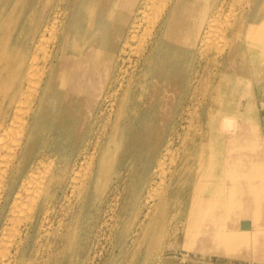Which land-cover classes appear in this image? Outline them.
I'll return each mask as SVG.
<instances>
[{
	"label": "bare ground",
	"instance_id": "6f19581e",
	"mask_svg": "<svg viewBox=\"0 0 264 264\" xmlns=\"http://www.w3.org/2000/svg\"><path fill=\"white\" fill-rule=\"evenodd\" d=\"M26 1L0 0V264L35 263L36 260L26 257L34 249L29 241L44 229L56 207L73 200L84 205L107 160L105 150L96 159L98 141L121 140L123 134H116L121 122L128 117V120L138 119L140 109L148 112V71L156 83L165 86L174 71L180 76L179 44L174 48L162 49L161 46L172 21L177 25L191 23V29L182 36V49L196 60L198 67L203 60L213 59L219 64L220 80L210 86L207 127L201 140L193 141L195 152L188 153L185 149L179 161L170 167L168 178L165 173L168 159L173 157V139L161 141L148 152L144 185L147 193L144 199L141 195L137 198L136 215L146 205L144 214L148 217L149 233L146 228L143 237L152 244V250L159 241L161 226L168 219L166 209L174 201L187 206L183 221L185 239L217 248L242 244L245 237L230 242L223 238L229 233L231 236L237 232L245 234L242 222L248 208H258L263 200L264 149L261 146L264 141L250 133L253 129L258 132V126L246 113L259 100L261 103L264 96V0H247L227 28L220 24L226 0H202L201 3L196 0H132L122 20L125 24L118 26L108 42L99 28H93L91 21L82 33L72 21L66 25L58 14L56 0H32L28 8V30L22 32L21 28L15 32ZM86 34L99 41L83 51L79 40ZM48 35L54 37L52 42ZM106 46L109 51L102 69L96 59H103ZM72 49L78 53H73ZM132 53L137 55L134 59L130 56ZM86 62L93 63L97 73V77H86L90 82L89 95L94 100L87 107L91 120L81 133L71 130L65 134L57 127L53 131L50 123L59 111L78 107L73 104V98L68 99L69 104L62 103L60 98L82 88L83 74L79 68L84 65L87 69ZM197 66L195 73L199 71ZM138 86L140 91L136 93ZM244 88L250 95L247 101L236 97ZM214 90L216 95L212 94ZM99 119L112 120L109 135L93 127ZM145 127L148 130V123ZM65 135L70 140L81 141L70 152L63 153L58 149L57 140ZM173 218L174 215L170 217ZM72 232L66 227L61 238L71 240ZM218 235L221 238H217ZM263 235L255 237L251 244ZM168 245L169 242L161 248L160 257Z\"/></svg>",
	"mask_w": 264,
	"mask_h": 264
},
{
	"label": "rangeland",
	"instance_id": "374dc122",
	"mask_svg": "<svg viewBox=\"0 0 264 264\" xmlns=\"http://www.w3.org/2000/svg\"><path fill=\"white\" fill-rule=\"evenodd\" d=\"M56 1L60 9L58 14L62 16L61 18L64 19L63 21H65L66 25L72 21L73 24H75V28H79L82 33L88 21H91L94 29L99 28L102 35L105 34L106 42L112 40L119 25L125 24L122 23V20L126 18L129 12V2H132V0H94V2L97 3H94L92 0ZM196 1L199 3L202 2V0ZM240 1L242 2L240 3ZM232 2L233 0H226L224 4L221 17L225 25L222 24L223 21L221 20V27L225 28L226 26L227 28L231 25V22L235 19L233 16L236 17V15L240 13L243 5L247 3V0H234V3ZM230 3L233 4L234 7L231 6L232 8H229V5H231ZM31 4L32 0L26 1L24 11L18 17L15 32H19L21 28H23L22 32L28 30L30 20L28 8ZM240 4L242 6H240ZM38 9L36 10V20L39 16ZM230 9H232L231 12L228 11ZM111 10L113 15L111 14ZM228 12L229 14L225 17H227L226 20L229 23L226 24L227 22L224 15ZM176 23L175 21H172V23L170 22L169 27L171 26V28L168 30V33L164 35L161 46L162 49L166 47L174 48L179 44V49L176 48L178 50L180 62V76L178 77L175 75L176 71H174V74H172L168 82H166L167 86H165L162 83H156L153 78L154 76H152L153 74L150 70L148 71V112L144 111V109H140L138 119H140V117L143 119L138 120L135 118L133 120H128V117L125 121L121 122V128H119V130H117L118 133H116L117 135L120 133L123 134L121 140L111 138L109 140L98 141L96 159L100 158L105 150V154H107L105 169L101 173L100 178L93 183L95 186H92L90 189L83 206L74 200L69 203L64 202L58 205L51 220L43 227L47 231L42 229L35 238L30 239L29 244L33 245L34 249L32 252L27 253L26 257L34 261L36 260L33 264H37V260L38 264H41V262L42 264H264V235L260 240H256L254 244H251L255 237L264 234V194L263 200L258 208H248L247 210V216L245 218V221L248 222L245 226L246 233L240 235V233L237 232V235L233 234V236L229 233L228 237L223 238L230 242L238 237H245L242 244L231 243L228 245V248L220 246L218 249L215 246L207 244H195L192 239H185L183 236V221L187 206L185 204L182 206L180 201H174L171 203L170 207L166 209L165 213L168 219L164 226H161V231H159L161 233L158 235L159 241H157L154 250H152V244H149L148 239L145 240L143 237L146 228L149 233L148 217L144 214V211L147 210L146 205L144 207L142 206L139 215H136V213L139 207L137 198L141 195V198L144 199L143 197L147 193V189L144 188V185L147 177L145 168L148 164V152L161 141L173 139L172 158H175L168 159L166 166L167 171L165 173L167 178L170 176L169 173L172 171L174 164L179 161L185 149L188 153L191 152L193 154L196 150L194 142L196 140H201L207 127L206 105L210 100V86L216 84L218 82L217 80H220L219 74H217L219 64H216L213 59H209V62L203 60L202 64L198 67L196 60L192 57H188L186 52L182 49V36L191 29L189 25L191 23H180L179 25ZM172 25L174 26L172 27ZM172 30H174V35H172ZM48 36L50 39H47L52 42L54 37ZM98 41L97 37L92 38L91 34H86L84 37L80 38L79 43L82 50L85 51L91 44H96ZM133 44L135 45L137 42H133ZM104 48L103 56H101L103 59H96V61L98 60L97 64L100 68L102 67V69L104 68V61L107 59L106 53L109 51L107 46ZM72 50L73 53H78L76 50ZM130 56L134 59L137 55L136 53H132ZM126 63L131 65L129 60H127ZM86 64L87 69L84 65L79 68V72L83 74V79L80 82V87L82 88L78 91L74 90L69 95H64L60 98L62 103L67 102L68 104V99L70 100L73 98V104H76L78 107L76 110L75 107L73 109L69 107L67 110L59 111L52 120V123H50L53 131L56 130L57 127L58 130L65 134H68L71 130L75 133H81L84 126L89 124L91 120L87 107H89V104H93L94 100L89 95L90 82L86 77L87 75L97 77V73L93 70V63L86 62ZM196 66L199 68L197 73L194 72V67L196 68ZM96 80L95 82L98 84L99 82L97 83L98 80ZM139 91L140 86L137 87L136 93ZM247 91L248 90L244 88L242 93H237L236 97L243 101H247V99L250 98ZM212 94L216 95L217 91L214 90ZM262 98L261 103L259 100V103L257 102L249 107L250 109L246 113V116L253 119L258 126V132L253 129L250 133L252 132L254 137L260 138V141H264V96ZM213 103L214 106L217 105L216 101H213ZM130 108H132L131 104ZM147 123L148 130L145 127ZM111 125L112 120L107 121L105 119H99L97 122L93 123V127L97 130L100 128V130L106 131L105 133H107V135L110 133ZM67 139L68 136L65 135L61 140H57L60 152H70L76 147V144H80L81 141L79 139ZM186 144L187 146H185ZM261 147L264 149V144ZM170 167L172 168L170 169ZM262 189L261 191L264 192V187H262ZM172 215H174V218L171 220L170 217ZM176 220L178 221L176 222ZM58 223L59 225H57ZM62 224L65 225L63 226ZM66 227L67 229L69 228L71 232L73 231V238L71 240H64L61 238V233L65 232ZM176 227L178 228L176 229ZM192 232L194 233L195 231ZM218 237L221 238L219 235L217 238ZM58 241H60V243H58ZM167 242H169L168 248L166 247L164 250L165 253L160 257L161 248H163ZM220 243H222V241ZM52 246L53 248H51Z\"/></svg>",
	"mask_w": 264,
	"mask_h": 264
},
{
	"label": "water",
	"instance_id": "95a60500",
	"mask_svg": "<svg viewBox=\"0 0 264 264\" xmlns=\"http://www.w3.org/2000/svg\"><path fill=\"white\" fill-rule=\"evenodd\" d=\"M247 224H248L247 221H243V222H242V225H245V226H246Z\"/></svg>",
	"mask_w": 264,
	"mask_h": 264
}]
</instances>
